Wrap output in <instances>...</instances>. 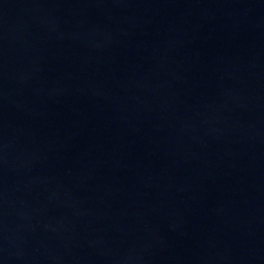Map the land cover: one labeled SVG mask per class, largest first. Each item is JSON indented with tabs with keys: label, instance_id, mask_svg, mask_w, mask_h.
I'll return each mask as SVG.
<instances>
[{
	"label": "water",
	"instance_id": "water-1",
	"mask_svg": "<svg viewBox=\"0 0 264 264\" xmlns=\"http://www.w3.org/2000/svg\"><path fill=\"white\" fill-rule=\"evenodd\" d=\"M0 264H264V0H0Z\"/></svg>",
	"mask_w": 264,
	"mask_h": 264
}]
</instances>
